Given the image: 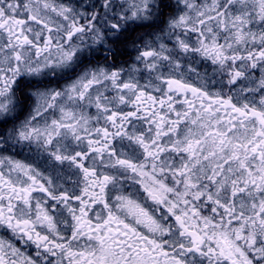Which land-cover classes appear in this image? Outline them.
Masks as SVG:
<instances>
[{
	"label": "flooded vegetation",
	"instance_id": "obj_1",
	"mask_svg": "<svg viewBox=\"0 0 264 264\" xmlns=\"http://www.w3.org/2000/svg\"><path fill=\"white\" fill-rule=\"evenodd\" d=\"M11 1L0 0V57H12L0 61V264H264V111L211 82L233 56L251 59L250 45L218 44L264 20V0H152L122 27L117 3L96 1L57 41ZM77 29L104 43L54 77L22 71ZM209 61L223 71L211 81L197 71ZM99 65L109 77L67 90Z\"/></svg>",
	"mask_w": 264,
	"mask_h": 264
},
{
	"label": "rangeland",
	"instance_id": "obj_2",
	"mask_svg": "<svg viewBox=\"0 0 264 264\" xmlns=\"http://www.w3.org/2000/svg\"><path fill=\"white\" fill-rule=\"evenodd\" d=\"M99 1L103 3V0H12L11 5H8L12 9V12L17 16H24L26 13V8L29 12L34 13L40 19L47 22L50 26L54 27L58 32L53 35L56 37L55 40H58V33L64 27L78 22H83L86 18L88 19V6L91 2L95 3ZM137 0H109L108 4L112 7L111 3H117L119 10L115 13L113 9L109 14L110 18L115 20V25L122 27L131 21L139 22V14L145 12V4L152 2V0H142V5L139 8L136 5ZM162 10L157 9L156 22L163 21L166 17H162ZM244 17V16H243ZM248 18V17H246ZM259 17H257L258 21ZM199 22V21H198ZM201 22V21H200ZM254 23L253 26L245 25L240 27L239 25L232 26L230 31L226 29L225 33L221 35L222 39L218 45L226 51L231 52L236 51L237 54L245 49V45H250L251 48L247 47L246 54L251 55V59H247L245 67L241 66L239 61V56H233L230 62L225 63L226 69L223 71L218 68V64L209 61L210 64H206L208 67H202L201 64L198 65L199 73L206 80H213L216 73H222L223 77L215 79L211 82L227 94L231 99L236 100L240 104H253L255 107H258L264 111V20L261 19L258 22ZM80 26V25H79ZM78 26V27H79ZM78 30V29H77ZM29 35L35 36L37 32H33L29 29L27 30ZM69 31L64 36V40L60 47L63 45V49L55 50L51 54L44 53L40 56L38 63H33L31 59L33 57L26 56L25 61L21 64L23 72H27L30 75H35L36 77H54L55 74L64 69H67V66L72 64L71 62L77 58L83 57L88 49L90 51L91 45L94 49H98L101 44L104 43L102 35L100 33H93L92 36H88V42L86 37H81L77 34L80 33L78 30L76 33ZM77 35V38L72 40L71 36ZM158 43L157 51L163 55L169 56L165 51V32H158L156 34ZM54 44H56L54 42ZM185 45H188V41H185ZM45 51V49H44ZM259 51L262 52V56L257 54ZM5 57V58H4ZM0 57V61L12 60L11 56ZM206 61V60H205ZM101 66L99 69H89L78 81L74 82L72 85L67 87V90L73 91L75 88L79 87L82 81L88 77V73H93L94 78L97 82L103 81L104 77L110 76V70L105 65ZM205 68V69H204ZM188 71H191L192 68L187 67ZM204 71H201L203 70ZM196 71V70H195ZM246 73V75H245ZM222 74L220 76H222ZM43 75V76H42ZM110 85H105V88H108ZM83 87L82 91H88ZM233 89V90H232ZM40 101L38 102V104ZM7 103L3 102L0 104V125L3 123L5 117H7L8 112ZM38 110V109H37ZM37 112V111H35ZM77 110L68 109L67 107L61 106L57 107V113L60 115L61 121H67L74 119ZM86 116V115H85ZM45 120V119H43ZM41 130L43 128L42 124L38 126ZM57 150V149H56ZM248 264V261H247ZM249 264H253L249 262Z\"/></svg>",
	"mask_w": 264,
	"mask_h": 264
}]
</instances>
